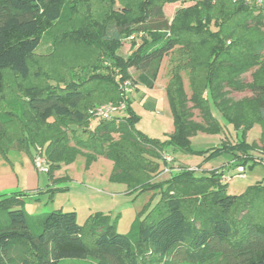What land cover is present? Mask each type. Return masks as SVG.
<instances>
[{"label": "trees", "instance_id": "obj_1", "mask_svg": "<svg viewBox=\"0 0 264 264\" xmlns=\"http://www.w3.org/2000/svg\"><path fill=\"white\" fill-rule=\"evenodd\" d=\"M91 1L0 0V152L41 146L52 179L49 201L57 191L51 187L64 180L53 173L79 153L89 161L109 159L111 182L125 184L136 196L155 190L158 201L138 221L136 233L121 234L110 215L97 212L80 225L75 211L32 215L23 209L30 194H3L0 264H264V180L227 195L221 168L198 175L183 166L155 182L167 164L164 153L208 160L231 154L233 166L245 171L264 165V0H201L178 9L171 21L163 9L178 0L125 2L122 13L101 0L100 17L90 14L82 25L67 26L80 14L77 5ZM62 23L68 24L54 32ZM46 35L58 46L87 47L90 63L69 60L67 75H47L35 64ZM128 39L129 52L121 56ZM174 49L183 53L166 86L173 131L165 140L149 138L135 128L139 117L122 83L132 80L133 68L136 81L153 88L164 57ZM180 70L188 71L190 93ZM251 70L253 80L245 82ZM7 75L16 82L11 88ZM245 90L249 97H230ZM108 102H124L125 113L107 119L90 115V108ZM255 125L260 137L248 142L246 132ZM229 126L236 133L231 141L192 148L190 139L200 132L219 134Z\"/></svg>", "mask_w": 264, "mask_h": 264}, {"label": "rangeland", "instance_id": "obj_2", "mask_svg": "<svg viewBox=\"0 0 264 264\" xmlns=\"http://www.w3.org/2000/svg\"><path fill=\"white\" fill-rule=\"evenodd\" d=\"M104 1H109L117 13H122V6L125 2H131V4L137 2V0ZM198 1L201 0H178L175 3L166 4L163 9L165 17L171 21L178 9L194 5ZM86 4L88 3L81 5L78 4L77 7L80 9V14L76 16L70 24L62 23V26L55 27L54 32L59 30L61 27L64 29L67 24V26H80L82 25L81 23L84 22L88 16H90V14L91 16L89 18H95L98 16L100 17L103 13V3L101 0H92L88 6ZM262 35H264V33H262ZM253 37L259 39L256 34H254ZM130 45V39L124 40L123 46L118 51L119 54L121 56H126L129 52ZM181 53H183V51H180L179 54ZM179 54L178 51L174 49L164 57L153 88H147L136 81L138 72L135 69L131 68L128 71L132 81L135 82L132 84L133 90L129 95L132 98V107L136 115L139 117V120L135 124V128L149 138L165 140L173 131V120L166 97V86L170 77L171 69L179 57L181 58V55ZM196 55L204 56L205 53L202 51H197ZM91 56V52L87 47L82 45H74L72 43L66 44L65 42L62 46H58L57 43L52 41L50 36L46 35L43 37L40 45L36 49L35 64L37 65L38 63V65L41 66L40 68H42L49 76H61L67 73L66 64L69 60L77 61L80 65H87L91 61ZM183 60H186V58H183ZM38 65L37 67H39ZM253 72V70L246 72L243 75V80L245 82H250L253 80ZM179 74L182 80L184 91L186 93H190L188 71L180 70ZM6 81L9 83L10 88L13 87L14 83L16 84L11 75H7ZM249 96L250 92L248 90L234 91L230 93V97L234 100H240ZM212 112L217 118L221 119L220 115L214 108L212 109ZM194 113V120L199 121L200 118L198 116L197 110H194ZM227 128L232 134V137H234L236 133L233 131L232 127L229 126ZM203 134L205 133H201L200 135ZM238 137L239 133L237 134V138ZM259 137V125H255L249 129L245 136L248 142L259 139ZM39 147L42 148L41 146ZM195 147L205 148L207 146L199 145ZM36 153L37 150L33 146V143L24 144L23 149L19 152L14 146L11 149H6L4 154L0 152V166H3V164L7 165V163H9L11 166H14L16 170H18L21 168L19 159L21 158L24 161H31L32 155V164L34 170L41 174L42 178H45L46 183L49 181L47 174L37 171L33 163V158ZM175 155L179 163H185L184 165H191V163L199 164V169L197 167V170L195 171L198 175H208L212 165L221 163V161L225 160L227 157V155H222L220 157H215V159L212 158L208 160L204 159L203 156H199L198 154L191 155L184 154L182 152H176ZM174 162L175 158L174 161L171 162L170 171H161V173L156 176L155 182L167 178L168 175H171L173 171H178L181 167H183L177 164L174 165ZM106 166H113V164L109 159L103 156H99L95 160L89 161L86 155L79 153L75 157L74 161L68 163L67 165H63L60 167L62 169L60 171L58 170V174L65 177L63 178V181L53 186V188L57 189V191H54L52 200L49 201V192L36 195L41 199V202L38 204H36V200L34 198L25 197L23 209L26 213L32 215L47 213L53 209L61 208L64 211H75L77 215V221L80 225L84 224L88 216L100 212L110 215L112 219L111 222L115 223L116 231L118 233H136L138 221L144 219L145 216H147V212L151 209V207L154 206V204H156L158 201V194L155 190H151L136 196L135 193H122L117 189L114 190L117 191L116 193H111L115 187H109V184H111L109 178L112 173V168L111 170L110 168L106 169ZM90 167V172L92 173L85 172L88 171ZM237 168H235L236 170H234L232 173H224V177L226 178L227 182L225 194L227 195H240L246 191L249 185L255 184L256 181L264 180V165L262 164H257L254 168L247 169L246 171L243 169V175H237ZM93 173L97 177V179H95L97 180V183L90 184L88 179ZM121 186H123V184H121L120 187ZM142 213L143 215L140 217L139 215ZM64 263L79 264L81 262L64 260Z\"/></svg>", "mask_w": 264, "mask_h": 264}, {"label": "crops", "instance_id": "obj_3", "mask_svg": "<svg viewBox=\"0 0 264 264\" xmlns=\"http://www.w3.org/2000/svg\"><path fill=\"white\" fill-rule=\"evenodd\" d=\"M220 122H221V120H220ZM92 124H93V122H92ZM200 134H197L196 136H194L190 139L191 146L194 150H203V149L210 148L212 146H218V145H220V143L225 138L228 140H230V138L232 139V134L228 131V128L224 129V131L222 133H219V134H203V135H200ZM254 141H258V139L254 140ZM199 145H205L207 147H205V148L195 147V146H199ZM34 147L36 148L37 146H34ZM16 150L19 152L22 150V148L16 147ZM225 155H227L226 159L222 160L221 163L212 165L210 170L216 169V168H221V170L224 173L225 172L232 173L234 170H236L232 164V161H231L232 160L231 154H225ZM173 157L175 158V162L173 163L174 165L177 164V165L190 167V168H197L198 167V169L200 167L199 164H197V163L196 164L191 163V165H184L185 163L184 164L179 163V161L176 158V155H174ZM19 161L21 163V168H19L18 170H16L15 167L11 166L9 163H7V165H9V166H7L6 164H3V166H0V196L3 194L14 193V192H25V193L30 194L28 197L34 198L36 200V204H38L41 202V199H40V197H38L36 195L47 192V190L49 189V186L52 184V179L48 178L49 181L45 183V178H42L41 174L37 173L34 170V167L32 164V155H31V161H28V160L24 161L21 158L19 159ZM111 163H112V161H111ZM62 166L63 165H61V167ZM91 167H93V166H91ZM91 167L88 171H85V172L92 173V172H90ZM109 168L111 170L112 166H106V169H109ZM61 169L62 168H60L59 171ZM173 172L175 173V171H173ZM101 175H103V174H101ZM62 177H63V175L58 174V170H56L53 173V178H62ZM169 177H170V175H168L167 178H169ZM167 178H165V179H167ZM95 179H97L95 174L94 173L91 174L89 176V179H88L89 183L90 184L97 183L96 182L97 180H95ZM165 179H162V180H165ZM121 184H123V183L111 182V184H109L110 185L109 187L115 186L113 188V191H111V193H116L117 191H114L115 189L120 190L119 192H122V193L128 192L127 186L125 184H123V186L120 187ZM51 188H53V187H51Z\"/></svg>", "mask_w": 264, "mask_h": 264}, {"label": "built area", "instance_id": "obj_4", "mask_svg": "<svg viewBox=\"0 0 264 264\" xmlns=\"http://www.w3.org/2000/svg\"><path fill=\"white\" fill-rule=\"evenodd\" d=\"M252 1L256 2L257 4H260L262 3L263 0H252ZM132 84H133V81L130 79L125 80L122 83V89H123L124 94L130 95L132 93V90H133ZM125 108L126 107H125L124 102H118V103L108 102V103H103V104L93 107L92 109L89 110V113L93 118L107 119L114 115L124 114ZM36 150H37V153L35 154L33 158V163L35 165V168L37 169V171L41 173H47L49 170V163H48L46 156L44 155L43 149L37 146ZM163 158L165 162L167 163L164 166L165 168H163V171L168 172L170 171V165H171V162L174 161V157L169 153H164ZM190 169L197 170V168H190ZM243 173H244L243 168L238 167L237 175H243ZM223 178L226 181V178L225 177Z\"/></svg>", "mask_w": 264, "mask_h": 264}]
</instances>
